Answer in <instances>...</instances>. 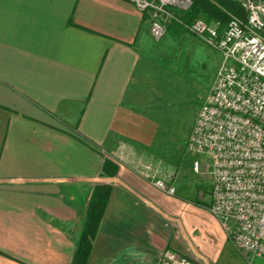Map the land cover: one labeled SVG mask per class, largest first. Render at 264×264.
Segmentation results:
<instances>
[{
  "label": "crops",
  "instance_id": "crops-1",
  "mask_svg": "<svg viewBox=\"0 0 264 264\" xmlns=\"http://www.w3.org/2000/svg\"><path fill=\"white\" fill-rule=\"evenodd\" d=\"M150 36L132 0H0V264H72L100 184L111 193L87 264H158L166 249L249 264L198 179L149 151ZM160 161L175 195L147 176Z\"/></svg>",
  "mask_w": 264,
  "mask_h": 264
},
{
  "label": "built area",
  "instance_id": "built-area-1",
  "mask_svg": "<svg viewBox=\"0 0 264 264\" xmlns=\"http://www.w3.org/2000/svg\"><path fill=\"white\" fill-rule=\"evenodd\" d=\"M147 13L155 40L163 39L178 22L223 55L212 90L198 111L187 149L205 154V165L196 159L193 168L211 178V213L220 221L230 241L253 264L264 259V0H235L245 18L233 15L220 21L196 18L183 21L182 12L192 0H132ZM162 162L144 168L154 186L170 195L176 187L167 178ZM158 264H203L166 249Z\"/></svg>",
  "mask_w": 264,
  "mask_h": 264
},
{
  "label": "rangeland",
  "instance_id": "rangeland-1",
  "mask_svg": "<svg viewBox=\"0 0 264 264\" xmlns=\"http://www.w3.org/2000/svg\"><path fill=\"white\" fill-rule=\"evenodd\" d=\"M143 50L151 74L152 105L158 108L153 114L159 128L149 151L177 170L180 178L198 179L207 199L211 178L196 172L193 163L198 159L203 166L209 158L189 151L187 142L198 111L215 83L223 55L189 31L174 35L169 30L160 41L150 36ZM212 248L210 243V251Z\"/></svg>",
  "mask_w": 264,
  "mask_h": 264
},
{
  "label": "trees",
  "instance_id": "trees-1",
  "mask_svg": "<svg viewBox=\"0 0 264 264\" xmlns=\"http://www.w3.org/2000/svg\"><path fill=\"white\" fill-rule=\"evenodd\" d=\"M233 15L243 19L246 15L245 9L235 0H192L190 8L182 12L185 23H191L201 16L210 23L220 21L222 27L228 23ZM169 30L174 35L181 31H187L178 22L172 23ZM105 167L107 169L115 168L111 161H106ZM110 193L111 185L109 184H100L96 187L87 208L84 227L78 240L77 251L72 264H87Z\"/></svg>",
  "mask_w": 264,
  "mask_h": 264
}]
</instances>
